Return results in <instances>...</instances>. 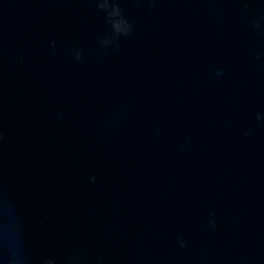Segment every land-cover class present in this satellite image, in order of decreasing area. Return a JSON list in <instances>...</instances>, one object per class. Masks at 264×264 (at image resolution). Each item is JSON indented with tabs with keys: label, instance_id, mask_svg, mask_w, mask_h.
<instances>
[{
	"label": "water",
	"instance_id": "1",
	"mask_svg": "<svg viewBox=\"0 0 264 264\" xmlns=\"http://www.w3.org/2000/svg\"><path fill=\"white\" fill-rule=\"evenodd\" d=\"M258 115L264 0H0V264H264Z\"/></svg>",
	"mask_w": 264,
	"mask_h": 264
},
{
	"label": "clouds",
	"instance_id": "2",
	"mask_svg": "<svg viewBox=\"0 0 264 264\" xmlns=\"http://www.w3.org/2000/svg\"><path fill=\"white\" fill-rule=\"evenodd\" d=\"M100 7H102V8H107L108 5H107V3H105V4L100 5ZM257 27H259V25H257ZM118 30H119V29H118ZM130 32H131V29L129 28L128 32H126L125 34H126V35H127V34H130ZM257 119H258V120H261V119H264V117H261L260 115H258ZM210 224H212L213 227L215 226L214 221H210Z\"/></svg>",
	"mask_w": 264,
	"mask_h": 264
}]
</instances>
